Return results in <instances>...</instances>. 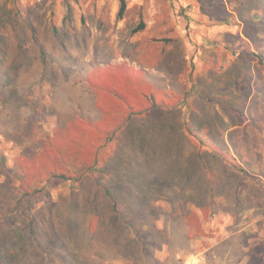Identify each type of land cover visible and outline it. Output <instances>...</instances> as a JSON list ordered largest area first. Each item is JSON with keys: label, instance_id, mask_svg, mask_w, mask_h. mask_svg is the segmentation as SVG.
Masks as SVG:
<instances>
[{"label": "rangeland", "instance_id": "obj_1", "mask_svg": "<svg viewBox=\"0 0 264 264\" xmlns=\"http://www.w3.org/2000/svg\"><path fill=\"white\" fill-rule=\"evenodd\" d=\"M3 1L12 264H264V0Z\"/></svg>", "mask_w": 264, "mask_h": 264}, {"label": "trees", "instance_id": "obj_2", "mask_svg": "<svg viewBox=\"0 0 264 264\" xmlns=\"http://www.w3.org/2000/svg\"><path fill=\"white\" fill-rule=\"evenodd\" d=\"M119 1H120V7H119V11H118V16L117 17H118V19H122L124 14H125V12H126V1L125 0H119ZM12 4L15 6V9H16L17 13H20L21 12V7H20L19 0H13ZM7 6H8L7 1L0 0V17L3 16V13L5 14ZM142 29H143V24L141 23L137 29L133 30V32L135 33V32H138V31H140ZM41 55L43 57V62L46 63V59L47 58H46V55H45L44 51H41ZM257 58L259 60V63L264 65V56L262 54H258ZM2 63H3V52H2L1 45H0V65H2ZM184 129H185L186 133H188V134L192 133L191 129L187 126V124H184ZM113 132H115V131H113ZM108 141L110 142L111 140H108ZM198 141H199V143L201 145L204 146V143H203L202 139L201 140L198 139ZM198 158H199V160H201V167L204 169L205 173L208 174V176L210 178V182L213 183L212 175H211L212 173H211V170L209 169V167L207 165V162L204 160V158L202 157L201 154L198 155ZM96 163H97V161H94V163L91 166L80 170L79 173H77V174H79V176L77 177V181L81 180L85 176L89 175V176L93 177L98 183H100L101 180L103 179V177H101V175H106V170H102L101 168H98ZM233 167L236 170L235 172L240 173L242 175L243 174H247L243 167L238 166V165H233ZM213 179H214V177H213ZM210 188H214L213 184H212V187H210ZM102 189L104 190V192L106 193L107 196H111V189L109 187L105 186ZM116 205H117L116 201L113 202V207L114 208H116ZM1 230H2V227H0V231ZM135 238L139 242H142L140 240V238H137V237H135ZM5 248H6V244L3 241H0V258L5 256L2 259L3 260L2 264H12V262L10 261L9 255H7V253H6Z\"/></svg>", "mask_w": 264, "mask_h": 264}]
</instances>
